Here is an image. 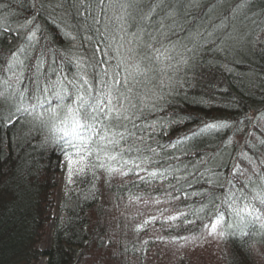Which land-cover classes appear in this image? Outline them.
<instances>
[{"label":"trees","instance_id":"trees-1","mask_svg":"<svg viewBox=\"0 0 264 264\" xmlns=\"http://www.w3.org/2000/svg\"><path fill=\"white\" fill-rule=\"evenodd\" d=\"M126 2L0 0V264H158L162 245L212 237L226 249L216 264H264V228L229 208L264 193V0H135L125 21ZM21 48L24 64L9 71ZM155 49L171 58L143 61L153 70L136 75ZM80 75L94 88L128 78L135 107L120 146L133 150L85 157L52 246L41 249L58 177L77 150L47 103L33 110L34 96L38 85ZM179 254L159 264H206Z\"/></svg>","mask_w":264,"mask_h":264},{"label":"snow or ice","instance_id":"snow-or-ice-1","mask_svg":"<svg viewBox=\"0 0 264 264\" xmlns=\"http://www.w3.org/2000/svg\"><path fill=\"white\" fill-rule=\"evenodd\" d=\"M134 6L135 0H128V2L120 4L119 7L126 14L121 19L126 21L127 17L131 16L129 9ZM142 18L147 20L150 18V14H144ZM29 23L31 22L29 21ZM133 35L135 38H140L136 33H133ZM35 39L36 34L32 32L28 37L29 43ZM143 47L152 49L153 45L145 43ZM137 51L139 52L140 49H137ZM154 51L155 55L144 53L141 62L135 66L136 75L144 76L147 72L153 70L145 65L143 61L151 62L152 60L160 61L162 58L163 60L171 58L166 50L162 52L160 49H155ZM23 52L24 49L21 48L11 53L7 61L9 71H13L16 67L24 64V61L20 59V54ZM43 62L44 55L41 53L35 65L37 71L40 70ZM99 84V88H94L83 75H80L78 80L75 78L69 80L66 77L64 79L58 78L56 81H49L48 84L38 85L39 95L34 96L36 104L32 106L33 110L37 106L44 107L45 103L49 105L45 110L48 119L58 123L59 131L62 133L61 138H66V143L70 147L76 148L80 161H83L86 156L93 155V153H96L98 157L103 153L109 159L116 160L117 156L122 155L123 152L133 150L131 147L125 149L120 146V142L125 139L124 132L121 129L125 128V121L132 119V115L129 113L130 109L135 107L131 97L133 88L127 86L125 89V86L129 84L128 78L125 76L123 79H101ZM47 94L54 97V106L52 99ZM0 96H3V93H0ZM19 99L21 102L23 101V93L20 94ZM20 110V108H17V111ZM24 110L27 111L28 109L25 108ZM44 115V112H40L37 114V118H42ZM73 141L78 143H73ZM110 151L115 154L109 155ZM69 163L70 165L73 163L70 155ZM83 170L84 168L81 167L80 171ZM69 177H71V168H69ZM231 197H235V193H230ZM238 200H240V197H235L229 204L232 213L241 219L246 214L254 221L260 222V227L264 228V221L261 220L264 212H261V209L252 203V201H258L260 205H264V193H256L251 199L244 197L242 206L237 205ZM223 221L224 216L221 214L217 217L215 223L211 225V231L215 233L217 226Z\"/></svg>","mask_w":264,"mask_h":264},{"label":"rangeland","instance_id":"rangeland-1","mask_svg":"<svg viewBox=\"0 0 264 264\" xmlns=\"http://www.w3.org/2000/svg\"><path fill=\"white\" fill-rule=\"evenodd\" d=\"M264 128V122L261 125ZM71 156V159L73 163H69V157L65 160L63 164L62 173L58 177L59 184L53 191V216L54 220H52L46 228V231L44 233V236L42 238V241L40 243L41 249H49L52 246L53 237H54V231L57 223L61 221V218H63V214L60 212V208L63 204L64 197L68 195L69 188H73V177L76 173H80L81 167H86V159L83 161H80V156L77 153H74ZM79 161V163H77ZM69 168H71V177H69ZM58 218V219H57ZM206 242H204L202 245L194 246L195 248H187V247H181L178 248V246L171 245L169 243L162 245L164 248L163 251L159 252L160 257H157V263L160 262L158 259L164 257V256H174L176 252L180 253L179 255L184 256H191L193 260L198 259V257H205L206 264H216L218 260L215 257L216 254H218V251L221 252L223 250H226L225 247L222 245L220 240L217 237L207 238L203 239ZM111 253V251H109ZM264 254V253H263ZM46 259L43 258L40 260L38 264H46ZM109 263V262H107Z\"/></svg>","mask_w":264,"mask_h":264}]
</instances>
